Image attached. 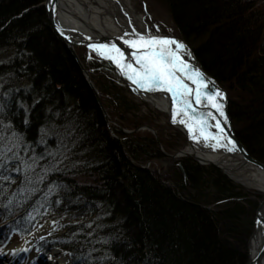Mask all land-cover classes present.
<instances>
[{"label": "trees", "instance_id": "16d2710c", "mask_svg": "<svg viewBox=\"0 0 264 264\" xmlns=\"http://www.w3.org/2000/svg\"><path fill=\"white\" fill-rule=\"evenodd\" d=\"M38 1L0 0V67L17 66L25 74L22 86L0 76V151L7 145V155L16 154L0 169V221L15 218L25 234L73 208L80 222L37 243L44 252L53 246L68 251L71 264H242L245 255L230 239L248 232L254 205L232 199L239 192L216 168L181 161L185 182L179 173L175 177L186 191L182 199L149 169L132 163L126 150L137 158L142 146L121 142L107 128L93 91L45 9L32 7ZM156 1L189 57L228 93L237 139L264 163V0ZM89 59H96V80L110 85L98 87L104 99L117 104L119 120L126 122L130 104L113 85V66L95 54ZM18 101L30 109L27 124ZM150 148V154L157 152ZM55 171L65 178L52 176ZM77 173L86 183L74 181ZM49 185L56 191L50 193ZM205 189L209 194L200 195ZM220 196L231 201L217 210L205 207ZM65 203L70 207L64 209Z\"/></svg>", "mask_w": 264, "mask_h": 264}, {"label": "bare ground", "instance_id": "6f19581e", "mask_svg": "<svg viewBox=\"0 0 264 264\" xmlns=\"http://www.w3.org/2000/svg\"><path fill=\"white\" fill-rule=\"evenodd\" d=\"M43 3H45L44 0H39L32 7L42 6L44 8ZM58 4H59V9H57L55 13V22L60 25L64 34L61 35L60 33L59 35L56 32L55 27L52 25V22H50L48 16L47 19L49 20L53 31L57 35H59V37L62 38L61 40L64 42L65 46H67L68 44L67 38L70 39V36H71V40L77 39L78 41H82L83 43L84 39L85 41L87 40V36H86L87 34H90L91 39H94L96 41H100L105 38L106 39L114 38L123 41L125 38L131 36L125 34L126 33L131 34L133 29H135L137 32H151L154 35L156 34L150 28L147 19L148 18L147 14L142 10L138 9L136 0H58ZM73 29L75 30L73 31ZM159 35L167 36L164 34H159ZM15 42L16 41L12 42L14 47L17 46V43ZM85 44L86 42H84V45ZM82 47L84 49H87L86 46H82ZM68 50L72 56L76 55V51H75L76 49H74L75 53H72L71 49L69 48ZM4 51L7 54L10 52L9 48L6 46L4 47ZM2 56L0 53V61H2ZM73 58L80 70L81 67H83L84 70L86 67V68H90L92 71L95 72L92 65L96 61V59H89L87 60L88 61L87 63L83 64L84 63L83 60L76 58L74 56ZM81 73L86 83L88 82L87 80H90L92 85L94 87L96 86L86 71L81 70ZM123 75L124 74L122 73L121 76L123 77ZM0 76L2 78L13 79L18 85L21 86L25 82V74L23 70H21L20 68L18 69L17 66L0 67ZM124 76L126 77V75ZM127 80L133 84V82L130 81L128 78ZM185 83H187L189 87L193 89L195 88L189 82H185ZM133 85L136 88H138L135 84ZM90 89L92 90L91 87ZM139 90L136 92L141 99H145L147 103L155 107L159 112L166 113L167 116L169 115L168 112H171L172 115L171 93L166 94V92L161 90H156V91H145L142 89ZM227 100H228V96H227ZM97 102L99 101L97 100ZM202 104L203 106L197 105L193 102L192 107L193 109L196 110L197 114L201 112L205 114L211 112L213 113V115L216 116L217 119L221 120L222 123H224L223 118H221L219 114L216 113L215 109L211 108L208 105L207 101H202ZM177 109H178L177 120L176 122H173L175 126L180 131L183 132L185 131L189 134V128L186 127L185 123L180 122L181 119H184L186 123L193 124V133L195 135H199L198 130L195 128L194 121L189 119V117L192 114L189 113L188 116H182L179 112V105L177 106ZM215 122L216 120L213 121L211 118H209L208 121L209 127L207 131L212 134H216L218 132V130L215 127ZM231 129L233 130L232 125H231ZM10 135L11 134H9L8 136ZM189 139L190 142L187 141L186 144H184V146L181 149H179V151L175 152V154L172 155V158L178 159L181 156L187 155L191 157H196L201 163H198L197 161L196 162L202 167L211 165V167L217 168L212 164H205L208 162L222 166V168L227 172V174L230 175L234 180L240 181L241 183L245 184L247 187H250V189L257 191L258 193L261 194V197L262 195L264 196V172L252 166L251 164L246 163L243 159L242 154L237 150L229 151L228 149L232 147L227 145L226 140H221L219 141L218 146L211 147V146H206V142H204L203 139L193 140L190 134H189ZM207 143L211 144L216 142L208 141ZM178 166L181 167L184 176L185 173L183 170L182 163L179 162ZM158 173H160V171ZM52 176H55L59 179L65 178L64 176H62V172L59 171H55V173H53ZM48 188L46 186L45 190H47ZM58 188L61 189V186L59 185ZM260 200L261 199H259L258 202ZM260 212L264 220V200L260 208ZM2 217H4V219L1 218L3 219V221H0V243L4 241H10L14 234L19 235L20 229L22 227L20 221L16 220L15 218L9 216H2ZM257 225L258 227L256 228V231L253 233V236L248 242L249 257L253 258L255 257L256 254L260 252L261 255L259 256L257 264H264V221L262 223V221L259 220V223ZM54 226L55 225L53 223H45L44 225L36 226L33 229H30L29 231L26 232L28 233V235L23 240V242H21L17 246L18 251L24 248L28 249L27 251H25L28 255L25 264L30 262V259L32 257L31 252L33 250V245L35 241L44 234L51 231L52 228H54ZM51 255L53 257L51 259L49 258L45 260L46 261L45 264L65 263L66 260L65 256H67V253L63 252L57 247L54 246L53 250L51 251ZM0 264H13L12 257L4 258L3 260L0 261Z\"/></svg>", "mask_w": 264, "mask_h": 264}, {"label": "rangeland", "instance_id": "374dc122", "mask_svg": "<svg viewBox=\"0 0 264 264\" xmlns=\"http://www.w3.org/2000/svg\"><path fill=\"white\" fill-rule=\"evenodd\" d=\"M136 1H137L138 9L142 10L147 14L148 23L154 33L164 34L167 36H172L180 39L177 29L175 28V25L171 21L169 14L166 12V10L163 7L160 6V4H158L156 0H136ZM74 49H76L75 51L77 58L83 60L84 62L83 64L88 62L87 60H89L91 54H94L93 53L94 51L91 50L89 51L88 49H84L82 46H74ZM184 55H186L187 59H190V57L187 54ZM97 56L102 57L98 54ZM3 57L4 56H2V58ZM84 71H86L89 74L93 83L96 85L95 88H96L97 98L95 99L96 101L97 99L99 101L97 102V104L101 112L103 113L107 128L112 130L114 132L113 134L116 133V137L121 142L124 143L126 141L128 142L130 141L134 143L136 142L140 146H142L144 153L139 155L137 158H132L129 151L126 150L127 155L131 160V162L136 165H140L141 167L145 166L146 167L145 169H149L158 180H160L165 185L170 186L177 193V195L180 196V198L182 199L185 198L186 191L179 188L178 186L179 183L175 177V174L179 173L181 175L182 182L183 183L185 182V175L183 176V172L181 170V167L178 166V163L183 161L184 159L193 160V162L196 161L191 156H187V155L181 156L178 159L172 158V155H174L175 152L179 151V149H181L184 146V144H186L187 142L184 133L180 131L177 127L169 123L168 116L166 113L159 112L155 107L147 103L145 99H141L138 96V94L135 91H133L132 88L129 85H127L122 78H120L118 73L115 72L117 78L113 81V85L116 88L119 87L121 89L123 99L125 100V102H128V104H130L125 114L127 121L123 122L119 120L118 114L116 113L115 110L117 104H111L107 102V100L104 99L103 93H101L100 91V89L102 88L104 90H107L108 88H110V85H105L102 82H100V80L97 81L95 75L98 73L93 72L90 68L85 67ZM226 94L228 96L227 92ZM117 129L120 130L121 133L120 136ZM150 146L157 148V152L155 151L153 155L149 153L152 152V150H150L151 149ZM204 167L209 168L211 167V165H207ZM216 169L235 186L234 191H237V193L239 192V195L230 196L232 199L238 200L243 204L247 205L248 207L250 204L254 205L251 214L248 216V221L250 225L248 232L244 235L240 234V236L230 239L234 244L237 245L239 250L244 253L245 261L242 264H245L247 259L249 258L248 242L251 239L254 232L255 209L257 207L258 200L261 199V194L255 190L250 189V187H247L245 184L241 183L240 181H236L230 178L220 169L218 168ZM159 171L160 173H158ZM73 179L75 182L79 184H84L86 183L87 180L82 173L75 174ZM186 190L188 192L190 188L189 190L188 189ZM189 193L192 192L189 191ZM199 193L200 195L201 194L205 195V194H209V191L205 189L203 190V192L200 191ZM227 199L228 198L226 197L220 196V198L214 199L213 201L212 200L208 201L204 205L207 209L217 210L219 208L225 207L226 204L229 201H231ZM68 204L69 203L63 204V208L65 209L66 206L70 207V205ZM73 212H74L73 208L66 209L65 211L61 210L58 214L53 215L51 219L45 221L43 225L45 223H53V221H55L56 223L55 224L53 223L55 226L50 231L52 232L53 230L55 231L64 227L66 224H74L80 222L81 219L76 218ZM25 238L26 236L23 239H21L20 234L18 236L14 234L9 244L4 247L5 249L4 248L1 249L0 252L4 253V257H8V258L17 256V259L12 260L13 264H25L28 258L26 252L18 251L16 252L17 254L12 253V249H16L17 248L16 246H18V244L21 243ZM10 245L13 246L10 247ZM31 255L32 257L30 259V262H28L27 264H36L42 258L41 256H43V252L39 254L34 247L33 251L31 252ZM19 256L23 257L22 261L18 259ZM49 257L52 258L51 255H48L44 258L47 259ZM69 260L67 259V262L63 264H69Z\"/></svg>", "mask_w": 264, "mask_h": 264}, {"label": "snow or ice", "instance_id": "6c2138e0", "mask_svg": "<svg viewBox=\"0 0 264 264\" xmlns=\"http://www.w3.org/2000/svg\"><path fill=\"white\" fill-rule=\"evenodd\" d=\"M48 3L52 5L53 12L55 11V5L52 0H48ZM75 29H73L74 31ZM57 31L64 34L62 28L57 24ZM131 35L133 38L125 40V43L129 44L134 51V61H126L124 53L116 44H90L89 47L95 49L100 55L107 56L114 63L118 65L122 73L133 82L139 89L145 91L165 90L171 93L172 96V119L173 122L177 120V106L179 105V112L182 116L192 115L189 119L194 121L195 128L198 130L199 135L193 133V124L186 123L184 119H181V123H185L189 128V134L193 140L203 139L206 142V146L216 147L219 141L227 140V144L232 145L229 151L235 150L236 142L228 137L224 128L221 126V121L216 119L213 113L209 112L197 114L193 109V102L197 105H202V101H207L208 105L215 109L216 113L223 118L224 123H227V117L223 110V103L221 102L225 96L224 92L219 88L214 91H209L208 85L212 83L210 78L194 64L185 60L184 54L191 56V53L187 50V46L172 36H163L159 34H152L151 32H137L132 30ZM91 39V38H89ZM135 65V66H134ZM185 80L191 81L195 88L189 87ZM9 93H4V98L7 99ZM37 100H34L35 104ZM19 108H23L25 112L24 123H28L27 113L30 111L28 106L22 102H17ZM4 104L0 103V112L3 111ZM198 115V118H197ZM209 118L216 120L215 127L218 130L216 134H212L207 131L209 124ZM5 127H11L6 125ZM40 132L47 134V130L41 127ZM12 136H17L16 133H12ZM208 141H215L216 143L208 144ZM41 143L43 140L40 141ZM11 149L5 145L3 150L0 151V156L3 159L0 160V169H3L7 164V161L12 158H16V154L12 156L7 155ZM25 167H31V165H25ZM13 171H20L19 168L13 169ZM8 180V177H4ZM56 191L53 185H49V192ZM59 202V201H57ZM55 224L56 222L53 221ZM43 239V237H41ZM27 248L20 249V251H27ZM17 249H12V253L16 254ZM51 258V257H49Z\"/></svg>", "mask_w": 264, "mask_h": 264}, {"label": "water", "instance_id": "95a60500", "mask_svg": "<svg viewBox=\"0 0 264 264\" xmlns=\"http://www.w3.org/2000/svg\"><path fill=\"white\" fill-rule=\"evenodd\" d=\"M45 3H43V6L45 8V11L47 13V16L50 20V22H52V25L55 27V30L56 32L60 35V32L57 31V24L55 22V13H56V10L59 9V4H58V0H52V3L55 5V11L53 12L52 10V5H50L48 3V0H44ZM76 34V32H75ZM87 40L85 41V39L83 40L84 42H86V44L84 45V42L82 43V41H78L77 39L75 40H71V36H70V39L67 38V46L69 49H71L72 53H75L74 52V46H86L87 48L93 50L95 53H97L98 55H100L95 49L93 48H90L89 45L90 44H107V45H111V44H116L117 47H119L121 49V51L124 53V56H125V60L126 61H134V56H133V53L134 51H136L135 49H133L129 44L125 43V40L127 39H131L133 38L132 36H129L127 38H125L123 41L122 40H117V39H102L100 41H96L94 39H89L91 38L90 34H87ZM85 36V37H86ZM74 57L77 58L76 55H73ZM101 56V55H100ZM104 58H106L107 60H110L115 68V71L118 73L119 76H121V69L118 67V65L116 63H114L111 59H109L107 56H102ZM190 63V62H189ZM194 64V63H192ZM195 65V64H194ZM135 66V65H134ZM196 67H198L204 74L206 77L210 78V80L212 81L211 85L216 89V88H219L221 91L224 92L225 96L223 98V110H224V113L227 117V123H222L221 121V126L224 128L225 130V133L227 134L228 137H231L232 140H234L236 142V147H235V150H237L238 152H240L243 156V159L246 163L248 164H251L252 166L256 167L257 169L261 170L264 172V163L258 161L257 159L253 158L251 155H249V153L247 152V150L245 149V147L241 144L240 141L237 140L236 136H235V133L233 132V130L231 129V120L229 118V115H228V112H227V103H228V100H227V95H226V91L221 89L219 87V85L217 84V82L212 78L210 77L203 69H201L199 66L195 65ZM81 70L84 71L83 67H81ZM127 77V76H126ZM124 75L123 77L121 76V78L123 79V81L126 82L127 85H129L133 91H138L139 89L136 88L132 83H130L127 78H126ZM88 82V86L92 88V91L94 93V96L95 98H97L96 96V88L92 85V83L90 82V80H87ZM185 82H189L190 84L191 81H188V80H185ZM193 87H195V85L192 84ZM140 91V90H139ZM161 91H164L166 92V94L168 93L167 91L165 90H161ZM141 92V91H140ZM137 93V92H136ZM143 93V92H142ZM169 94V93H168ZM172 97V96H171ZM98 100V99H97ZM170 101V100H169ZM169 115V123L173 126H175V124L173 123V120H172V115H171V112H168ZM217 119V118H216ZM214 121V119H212ZM219 120V119H217ZM216 124V122H215ZM176 127V126H175ZM183 132V131H182ZM185 134V136L187 137V141L190 142V139H189V134L187 132H183ZM226 143H227V140H226ZM228 146L230 147H233L232 145L230 144H227ZM184 155V154H183ZM195 161H197L198 163H201L199 162V160L196 158V157H192ZM205 164H212L213 166L217 167V168H220V170L222 172H224L225 174H227V172L222 168V166H219V165H216L214 163H211V162H208V163H205ZM143 168H146L145 166H142ZM228 175V174H227ZM230 178H232L230 175H228ZM233 179V178H232ZM263 200H264V196L262 195L261 197V200L257 203V207L255 209V217H254V232L256 231V228L258 227V223H259V220L262 221L263 223V218L261 216V212H260V208L263 204ZM253 232V233H254ZM253 236V235H252ZM249 249V248H248ZM261 255V253L259 252L258 254L255 255V257L253 258H248L247 262L245 264H251V263H254V264H257L258 263V259H259V256Z\"/></svg>", "mask_w": 264, "mask_h": 264}]
</instances>
